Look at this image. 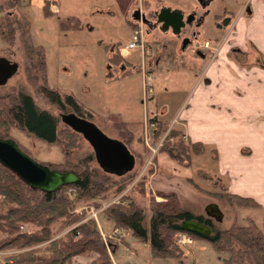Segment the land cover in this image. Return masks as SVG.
<instances>
[{"label": "rangeland", "instance_id": "obj_1", "mask_svg": "<svg viewBox=\"0 0 264 264\" xmlns=\"http://www.w3.org/2000/svg\"><path fill=\"white\" fill-rule=\"evenodd\" d=\"M52 1L57 3L53 6L57 15L51 18L44 16L45 0H23V3L29 4V7L12 12V19L18 21L17 40L13 45H7L0 37V57H6L18 63L19 72L6 87L0 88V92L8 94L19 87L24 88L26 92L33 95L41 109L57 116L72 112V107L66 104L65 109L62 110L52 105L43 95L41 88L46 86L55 90L62 95L63 99L72 96L84 114L89 115L88 120L96 124L108 137L121 141L130 137L131 132L135 135L142 132L145 134L144 125L147 122V116L149 118L160 116L165 123V133L159 140H153L158 148V154L167 153L185 169L191 170L195 184L202 189L215 192L225 190L230 193L228 177L218 173L220 164L216 161L218 154L215 145L205 144L206 152L202 155H193L190 160L185 158L180 160L174 158L169 151H160L171 130L168 123L189 96L203 70L200 72L196 66L187 62V55L171 52L174 51L172 47L177 48L179 42L169 32L165 34L162 32L161 26L157 24L156 14L163 8L162 4L180 8L188 16L191 13L187 12L194 10L193 6L198 0H120L124 6L128 4L129 10L126 14L123 13L118 0ZM8 3V0H0V5L4 8H8ZM240 6V3L234 5L230 3V0H221L211 8V15L207 18V25L204 28L207 29L204 40L208 38L212 42V47L206 51L213 53H210L203 61L205 64L218 57V52L215 53L214 49L217 42L222 40V34L215 35L218 26L214 23V17L216 14L223 16L225 10H231L237 14ZM137 10L141 11L149 21V25L145 27L147 32L145 59L140 48L129 49L130 41L132 42L131 32L134 31L131 25L134 23L132 13ZM194 13L198 16L201 11ZM5 15V11L0 12V19ZM63 24H67V28L63 29ZM23 31H27L28 35ZM180 37L183 40L187 36L184 33ZM174 41L176 43H173ZM198 42L205 47L211 46L209 41H207L209 46L202 39ZM116 47L126 60L122 66L110 61L114 54L112 49ZM179 57L181 59L178 60ZM195 57L199 58L197 55ZM152 59L161 64H167L170 61L173 62V66L169 67L172 70L168 69V66L165 67L157 81L155 77L152 78L150 85H153L155 91L146 93L143 74L152 67ZM124 66L129 69V73L119 77L120 68ZM163 109H166V113ZM250 120L254 131L244 134L234 132L230 136L234 144H239L238 141L242 140L241 138L249 142L253 141L255 144V147L250 144L241 147L245 159L242 162L236 160V165L238 164V168L248 177L252 192L260 194L263 210L242 209L235 204L223 203L199 191L192 182L186 180L182 190L175 192L179 193L183 208L196 216L203 215L206 208L213 204L210 202L215 201L220 204L224 220L222 223L214 222L223 230L238 228L239 225H249L253 220L264 232V187L259 188L262 182L264 183V149L257 147L264 139V119ZM121 121L132 125H122ZM228 125L236 128V123ZM61 128H65L63 123ZM13 138L29 150L31 156L41 164L53 165L64 161L79 164L85 157L94 156L93 149L83 137L78 138L75 148H70L66 139L60 138L57 143L48 144L14 127ZM134 138L135 148L140 152L134 171L141 169L140 175H143L146 180V193L139 194L138 189H132L133 185L127 192L133 196L140 210L146 215V226L150 229V219L154 213L153 202H163L162 195L167 191H154L150 186V181L160 174V168L154 160V152L148 148L149 152L146 151L141 141H138L136 136ZM175 155H178L177 151ZM93 161V165H96L95 156ZM142 163H146L144 168ZM219 178L221 183L219 187H216L215 184L219 183ZM121 197L114 198L111 195L103 201V208L119 202ZM207 202L209 205H206ZM101 215H98L97 220L101 222L103 239L117 264H155L166 263L161 262L162 260L171 261V259H156L160 262H154L148 244L135 238L131 230H114V225L104 227L102 221L106 220V217ZM178 238L179 235L176 237V244H178ZM122 240L125 243L114 250L115 245L123 242ZM190 245L193 246H187V248L180 246L185 251V257L182 260L176 259L173 260L175 263H169L196 264L195 261L198 258L199 264H225V255L218 253L211 244L193 240ZM93 258V254H88L75 259L72 264H90Z\"/></svg>", "mask_w": 264, "mask_h": 264}, {"label": "trees", "instance_id": "obj_2", "mask_svg": "<svg viewBox=\"0 0 264 264\" xmlns=\"http://www.w3.org/2000/svg\"><path fill=\"white\" fill-rule=\"evenodd\" d=\"M8 2V8L0 5V12H6L0 19V37L5 44L13 45L17 40L18 21L12 19L11 14L16 9L19 11L29 7V4L23 3V0ZM118 2L123 13H128V4L124 6L120 0ZM55 5V1L45 0L43 13L46 18L57 15L53 9ZM66 25L63 24L62 28H67ZM131 25L133 29L138 28V24ZM23 32L28 35L27 31ZM118 49H112L114 54L110 61L122 66L126 60ZM41 90L52 105L64 110L68 104L72 107V112L89 118L74 97L63 99L59 92L46 86ZM147 122L153 140L164 136L165 123L161 119L154 116L148 118ZM120 123L132 125L122 121ZM61 125L60 117L41 109L33 95L24 88L19 87L8 94L0 92L1 139H14L13 129L18 127L48 144H55L63 138L68 140L70 148H75L78 138L82 136L67 126L61 128ZM130 134L132 135L124 143L138 160L140 152L135 148L134 137L145 146L144 134ZM19 146L31 155L24 146ZM144 148L149 152L146 146ZM163 150L169 151L174 158L190 160L193 155L204 154L206 146L201 142L189 141L180 128L174 127L160 151ZM176 151L178 155H175ZM93 160L94 156H87L79 164H70L67 161L49 164L52 169L60 172L73 171L81 177L80 183L65 186L55 193L32 189L0 163V253H4L0 256V264H72L75 259L88 254L94 255L90 264H114L109 246L103 239L101 222L89 217L91 208L101 210V216H105L106 221L114 225V230H131L135 238L149 245L154 259L182 260L185 257L184 248L175 243L178 235L186 233L181 229V223L197 219L211 227L212 235L205 237L187 234L193 240L211 244L218 253L225 255V264H264V232L253 220L249 225L238 224V228L223 230L212 219L196 216L184 209L177 193L167 192L162 195L163 202H153L154 213L148 229L146 215L127 192L133 185L132 189H138L139 194L146 193V180L140 175L141 169L124 177H116L106 174L97 164L93 165ZM145 165L146 163H142L143 168ZM190 182L199 191L223 203L235 204L242 209L263 210V206L254 198L231 194L225 190L207 191L193 180ZM111 195L114 198L122 197L119 202L103 208V201Z\"/></svg>", "mask_w": 264, "mask_h": 264}, {"label": "crops", "instance_id": "obj_3", "mask_svg": "<svg viewBox=\"0 0 264 264\" xmlns=\"http://www.w3.org/2000/svg\"><path fill=\"white\" fill-rule=\"evenodd\" d=\"M220 1L198 0L197 4L193 6L194 10L187 12L195 14L194 24L190 30L196 32L198 39L190 44L192 47L189 45L183 50L181 37L176 36L171 30L162 31L164 34L169 32L179 42L177 48L172 47L174 51L171 52L187 55V62L196 66L200 72L203 70L189 96L168 125L170 129L180 128L187 139L193 143L201 142L204 145H215L218 154L216 161L220 164L218 173L221 176L228 177L229 192L242 197L254 198L263 206L260 202V194L252 192L248 177L238 168V164L236 165V160L242 162L245 159L241 147L247 144L255 147V144L253 141L249 142L247 139L243 140V138L238 141L239 144H234V140L231 139L230 135L234 132L244 134L251 130L254 131L250 125V119H264V0H230V3L234 5L240 3L241 6L237 14L231 10H225L223 16L216 14L214 23L218 26V31L215 35L221 36L222 34V40L217 42L214 49L215 53L218 52V57L214 61L210 60L209 63L205 64L203 61L213 52L206 51L212 47V42L208 38L204 40L207 31L204 28L207 25V18L211 15V8ZM161 6L171 7V5L164 6L162 4ZM171 8L174 10L180 9L175 6ZM180 10L182 11V9ZM197 11H201L198 16L197 13H194ZM135 12L132 13L134 23L143 22L144 26L147 27L149 21L146 16L141 13L147 22H144L143 18L136 20L134 18ZM218 16H221V19H218ZM190 33L191 31H187L185 36H190ZM132 34L133 32H131V37ZM199 39H202L204 43L209 41L211 46L200 45ZM173 43H176V41ZM195 55L199 58H196ZM152 60L153 65L148 68L147 73H150L152 78L155 77V81L159 79L160 73H163L165 67L168 66V69H170L173 66V62L170 61L167 64H161V62L158 63L154 59ZM120 70L119 77L129 73V69L125 66L121 67ZM151 87L152 92H154L155 88L153 85ZM163 112L166 113V109H163ZM157 117L160 119V116ZM148 118L149 116H147ZM229 123H236V128L230 127ZM257 147L264 149V139ZM156 162L160 168V174L152 179L153 182L150 181V186L154 191L178 192L182 190L185 180L194 181L193 172L185 169L167 153H159ZM208 177L211 176L208 175ZM220 183L221 179L219 183L215 184L216 187H219ZM263 187L264 183L262 182L259 188L263 189ZM208 203L206 205H209ZM210 203L217 204L221 209V205L217 202ZM201 216L207 217L205 213ZM102 222L106 228L112 226L106 220ZM122 241L120 244L115 245L114 250L125 243L124 240ZM191 246L193 245H188V247ZM154 260V262H160V260ZM173 260L176 259H171V261L162 260L161 262L166 263L155 264L175 263ZM195 263L199 264L200 260L197 258ZM115 264L117 263L115 262Z\"/></svg>", "mask_w": 264, "mask_h": 264}, {"label": "water", "instance_id": "obj_4", "mask_svg": "<svg viewBox=\"0 0 264 264\" xmlns=\"http://www.w3.org/2000/svg\"><path fill=\"white\" fill-rule=\"evenodd\" d=\"M156 16L157 24L161 26L162 31L171 30L178 37L182 36L187 25L193 24L195 20V14L186 16L184 12L170 7H163ZM134 18L136 20L143 18L142 20L147 22L140 11L134 13ZM192 43L191 38L185 37L182 49L185 50ZM18 72V63L0 57V88L6 87ZM59 117L65 126L80 134L89 143L97 165L106 174L124 177L135 170L136 156L124 141L108 137L96 124L75 112L62 113ZM0 163L32 189L45 193H55L65 186L75 185L81 181V177L73 171L60 172L49 165L37 162L14 139L0 138ZM205 214L217 223L224 220V213L217 204H210ZM181 229L186 233L205 237L213 233L210 226L197 219L183 221Z\"/></svg>", "mask_w": 264, "mask_h": 264}, {"label": "built area", "instance_id": "obj_5", "mask_svg": "<svg viewBox=\"0 0 264 264\" xmlns=\"http://www.w3.org/2000/svg\"><path fill=\"white\" fill-rule=\"evenodd\" d=\"M141 12V11H140ZM142 13V12H141ZM146 32H145V26L143 22L138 23V28H135L132 35V42L129 45L130 49H137L140 48L143 54V57L145 59L146 56ZM207 45L209 46V42H207ZM144 86L146 87L145 91L146 93L152 92V87L150 85V82L152 81V75L144 72ZM150 128L148 122L145 123V134H144V142L146 148L149 150H152L154 152V158L158 155V148L155 146V143L153 142L152 136L150 135ZM155 154H157L155 156ZM101 210H95L94 208H91L89 211V217L95 218L97 220L98 215L100 214ZM98 221V220H97ZM193 239L187 234L183 233L179 235L178 238V245L179 246H188L190 243H192ZM4 253H0V256Z\"/></svg>", "mask_w": 264, "mask_h": 264}, {"label": "flooded vegetation", "instance_id": "obj_6", "mask_svg": "<svg viewBox=\"0 0 264 264\" xmlns=\"http://www.w3.org/2000/svg\"><path fill=\"white\" fill-rule=\"evenodd\" d=\"M193 24H194V23H193ZM193 24L187 25V27H186L185 30L183 31V34H184V33H187V31H189V32L191 31L190 36H187V37H189V38H191L193 41H195V40L198 39L197 36H196V32L190 30V29H192Z\"/></svg>", "mask_w": 264, "mask_h": 264}]
</instances>
